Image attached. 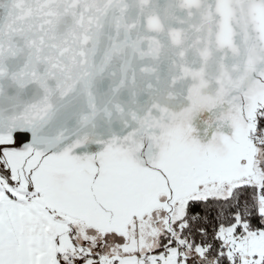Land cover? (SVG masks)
Instances as JSON below:
<instances>
[{"label": "snow or ice", "instance_id": "6c2138e0", "mask_svg": "<svg viewBox=\"0 0 264 264\" xmlns=\"http://www.w3.org/2000/svg\"><path fill=\"white\" fill-rule=\"evenodd\" d=\"M0 264H264V0H0Z\"/></svg>", "mask_w": 264, "mask_h": 264}]
</instances>
